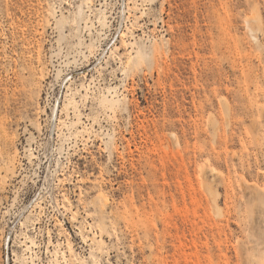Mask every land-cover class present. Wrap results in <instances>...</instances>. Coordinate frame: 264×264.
Instances as JSON below:
<instances>
[{"label":"rangeland","instance_id":"374dc122","mask_svg":"<svg viewBox=\"0 0 264 264\" xmlns=\"http://www.w3.org/2000/svg\"><path fill=\"white\" fill-rule=\"evenodd\" d=\"M87 2L0 0V264H264V0Z\"/></svg>","mask_w":264,"mask_h":264},{"label":"bare ground","instance_id":"6f19581e","mask_svg":"<svg viewBox=\"0 0 264 264\" xmlns=\"http://www.w3.org/2000/svg\"><path fill=\"white\" fill-rule=\"evenodd\" d=\"M87 3H91V0H88ZM254 13H255L254 18H255L256 20H258V19H259V13H258L257 7H254ZM245 20H246V19H245ZM102 23L105 25V22H102ZM246 29H248L247 31L250 32V33L253 35L254 39L257 41V37L255 36V31H257V29H255V28L250 24V21L248 20V18H247V20H246ZM56 105H57V104H56ZM55 109H56V108H55ZM76 110L78 111V112H76L77 117H78V119H80L82 113H81V111H80L79 109H77V107L75 106V111H76ZM57 120L60 121L61 119H58V118H57ZM211 169H212V168H211ZM6 244H7V243H6Z\"/></svg>","mask_w":264,"mask_h":264}]
</instances>
